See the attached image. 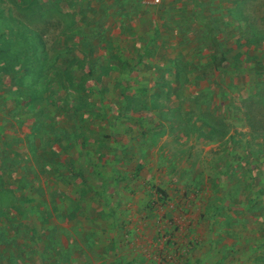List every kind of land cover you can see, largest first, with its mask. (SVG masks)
Listing matches in <instances>:
<instances>
[{
	"label": "rangeland",
	"instance_id": "374dc122",
	"mask_svg": "<svg viewBox=\"0 0 264 264\" xmlns=\"http://www.w3.org/2000/svg\"><path fill=\"white\" fill-rule=\"evenodd\" d=\"M255 256L264 0H0V264Z\"/></svg>",
	"mask_w": 264,
	"mask_h": 264
},
{
	"label": "trees",
	"instance_id": "16d2710c",
	"mask_svg": "<svg viewBox=\"0 0 264 264\" xmlns=\"http://www.w3.org/2000/svg\"><path fill=\"white\" fill-rule=\"evenodd\" d=\"M210 31V43L214 49L213 54V64L216 68H224L226 63L228 62V57L225 54L224 47L217 36V34L214 32V29L212 27H207ZM162 192V191H161ZM256 261H260L264 264V257L261 256H255L254 258Z\"/></svg>",
	"mask_w": 264,
	"mask_h": 264
},
{
	"label": "built area",
	"instance_id": "2783aa9c",
	"mask_svg": "<svg viewBox=\"0 0 264 264\" xmlns=\"http://www.w3.org/2000/svg\"><path fill=\"white\" fill-rule=\"evenodd\" d=\"M156 2H159L160 0H155Z\"/></svg>",
	"mask_w": 264,
	"mask_h": 264
}]
</instances>
